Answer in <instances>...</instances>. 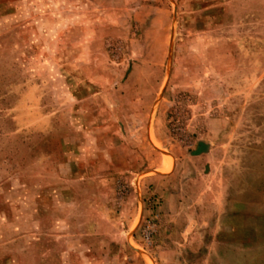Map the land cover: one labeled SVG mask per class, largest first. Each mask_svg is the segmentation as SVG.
<instances>
[{
  "label": "rangeland",
  "instance_id": "374dc122",
  "mask_svg": "<svg viewBox=\"0 0 264 264\" xmlns=\"http://www.w3.org/2000/svg\"><path fill=\"white\" fill-rule=\"evenodd\" d=\"M0 264H264V0H0Z\"/></svg>",
  "mask_w": 264,
  "mask_h": 264
}]
</instances>
